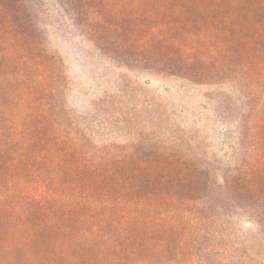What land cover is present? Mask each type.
Masks as SVG:
<instances>
[{
	"label": "trees",
	"instance_id": "obj_1",
	"mask_svg": "<svg viewBox=\"0 0 264 264\" xmlns=\"http://www.w3.org/2000/svg\"><path fill=\"white\" fill-rule=\"evenodd\" d=\"M27 2L0 0V264H194L210 238L201 262L219 264L209 223L245 214L264 233V0L59 1L126 67L168 50V69L251 97L246 158L217 186L187 154L95 150L56 109L59 65Z\"/></svg>",
	"mask_w": 264,
	"mask_h": 264
},
{
	"label": "rangeland",
	"instance_id": "obj_2",
	"mask_svg": "<svg viewBox=\"0 0 264 264\" xmlns=\"http://www.w3.org/2000/svg\"><path fill=\"white\" fill-rule=\"evenodd\" d=\"M59 1L28 0L41 43L59 65L56 109L65 110L70 124L95 150L138 152L144 158L158 152L187 154L216 186L241 165L247 147L239 135L251 97L235 81L168 69V50L162 56L154 50V59L131 52V68L126 67L124 60L115 61L87 39ZM209 224L220 238L224 235L221 252L214 251L224 258L217 256L219 264L264 259V233L247 215L219 227ZM204 241L196 245L194 264H203L199 255L209 251L213 239Z\"/></svg>",
	"mask_w": 264,
	"mask_h": 264
}]
</instances>
